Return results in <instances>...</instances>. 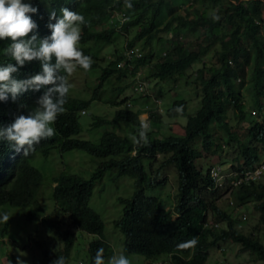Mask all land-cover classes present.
Returning <instances> with one entry per match:
<instances>
[{
	"label": "clouds",
	"instance_id": "clouds-1",
	"mask_svg": "<svg viewBox=\"0 0 264 264\" xmlns=\"http://www.w3.org/2000/svg\"><path fill=\"white\" fill-rule=\"evenodd\" d=\"M38 1L40 9L31 3L30 0H0V41H3L6 37L8 38L6 46L0 49V52L4 53V57L0 58V105H3L5 109L8 103L16 101L17 98H19L18 101H24L21 96H26L29 91H33L32 102H23L17 106V109L11 112L5 111L2 114L3 116L0 117V199L6 198L2 191L12 187L16 175L25 170L28 171V169L36 171L38 178L35 183L41 195L44 183L43 175L31 163L38 155L46 158L54 151H58L61 154L73 150L82 151L79 148L65 149L62 145L49 149L46 152L42 150L34 151L35 145H38L44 139L56 135L54 123L60 114L65 111L69 112L66 107L71 101H82L86 105L76 111L75 124L77 132L68 138L79 142L90 141L93 144H99L105 135L106 139L116 138L121 141L131 142L132 149L128 154L131 157L137 158L140 175L119 172L113 168L106 170L100 177L96 178V168L103 159L96 158L85 151L83 152L95 158L96 165H91L93 166L91 170L87 172L80 171L78 168L74 169L72 165L66 164H63L60 169L57 168L50 181L51 186L45 187V189L49 188V190L52 188L51 201L45 202L41 198V203L44 207L43 214L50 215L53 219H56L57 223L59 222L60 226L58 227H60V230L69 232L74 242L65 255L66 244L56 236L54 237L50 234L48 230V228H53L54 223L48 227L41 220L37 222L28 220L30 222L27 224L28 229L39 234L35 241L36 248L31 254L30 264H130V259L134 255L142 256L144 258L143 264H173L169 256L170 254L148 256L147 253L144 255L136 251L137 243L140 242L138 238L141 228L139 226H145V219L143 216L136 223H133L128 209L137 195L141 193L145 198L154 199L158 206L172 214V220L178 216L174 211V207L179 199L178 184V193L172 198V204L166 206V201H164V204L160 202V198H163L161 190L167 189V182L165 183V181L166 178L168 180V174L164 171L172 167L175 170L178 182L176 168L172 165L162 167V161L165 160L164 155L158 152L154 155H149L140 152L139 147L148 140L155 141L158 138L168 137L172 134L182 135L184 133V126L192 115L187 117L184 126L177 120H172V118L186 115L187 108L184 115L169 116L168 112L175 101L179 99L186 101V99L177 98L166 109L160 106V98L156 96L154 97V104L152 106H149L147 102L142 104V102L138 101L140 98L143 101L147 100L151 96L150 89L148 88L149 83L154 80L155 85L152 88H155L157 81L160 79H154L149 76L147 73L148 64L139 63V60L149 48H144L142 41H133V37L135 36L134 30H129L128 32L124 28L131 14L123 6L117 8L114 4L107 5L103 1L96 3V0ZM124 3L128 9L133 7L132 0H124ZM99 5L103 7L101 20L88 24L85 14L89 15ZM213 19H219V17L214 15ZM85 27L88 29L86 32L84 30ZM181 30L184 29L179 27L176 33L173 31L166 33L164 36L171 34L173 37L171 39L166 38V42L159 52H155L150 45L153 53L155 52L154 56L162 57L168 54L172 42L186 46L185 43L177 39ZM101 31H111V38H105L102 42H97L98 40L95 38L86 39V37L101 33ZM120 35L124 37L123 42L121 45H117L116 39ZM156 41L161 42L158 41L157 36ZM190 47L195 48L196 46L194 44ZM102 63L104 66H101ZM92 65L94 66L92 67ZM106 67H111L115 72L108 75L103 82H100V78ZM190 69H193V67L191 66L187 70ZM79 70L82 72L98 71L95 83L92 85L93 93H91L88 99L72 97L73 95H81L74 89L71 81L74 74ZM187 70L181 76H172L160 81L170 80L172 88L170 86L169 88L172 95H174L175 89L177 91L179 88L177 81L186 74ZM119 71H124L125 74L122 77H118L117 73ZM14 74H18L20 78ZM114 75H116L118 83L111 86L106 93H103L102 90H105L104 83ZM126 79H129L128 82ZM130 86L132 87L130 95L118 100H110V102H107L108 99H105L106 95L110 92L119 90L116 93L121 94ZM197 93L200 92L197 91ZM95 100L112 105L116 109L114 115L104 117L93 116L90 128H97L101 125H104L105 128L109 127L101 133L97 142L78 137L82 131L79 114L86 113L90 102ZM120 111L135 113L137 115L136 126L116 118L117 113ZM164 122L167 123L166 131H169L168 134H165L166 131L164 133L158 132L159 127ZM174 126H179L181 133L174 132ZM224 148H226L227 152L228 150L231 152L230 148L222 144V149L218 152L213 153L212 150L206 153L202 151V157L203 152L206 155L217 153L222 158V162H225L226 159L222 156ZM231 153L233 154V152ZM28 155L29 157L26 158L25 156ZM156 161L159 162V165L155 168L154 163ZM230 161L231 164H224L221 161H213L202 165H198L196 162V164L203 171H206L212 189L219 191L220 196L216 200L217 206L220 207L218 201L227 194L229 204L238 211L241 206L247 204L236 205L231 193L241 185L260 181L264 175V167L261 168L256 178L247 179L246 175L247 173L253 174L256 169L264 165V150L261 152L259 160L251 167L237 168L233 162V158ZM108 171L115 172V177L127 175L134 180V192L128 198L118 197V202L122 204V212L118 218L113 220V227L120 231L123 238V243L119 250H116L106 239L104 235V222L98 211L91 204L97 182H100ZM142 172L145 175L146 182L140 187ZM73 174L80 179L93 181L91 189L83 193L84 202L82 203L83 209L80 215L67 209L66 206V200L73 201L74 198H77L76 192L78 188L70 186L64 178L65 175ZM85 174L88 175L86 176ZM26 179L29 182V186L34 181L30 174ZM175 188L176 185H174V192ZM7 201L9 199L0 202V207L5 205L16 207ZM220 209L222 208L220 207ZM222 210L231 215V218L234 220L233 227L237 231L245 235L253 234L245 233L241 229L247 217L245 211L236 218L228 211ZM22 213L24 215L23 210ZM205 214L204 227L211 228L216 233H220L222 229L227 227L226 222H217L211 211L207 210ZM93 215H97L102 223L101 232L88 229ZM11 218L7 212H0V238L4 239V235L10 227ZM256 226L257 228H261L258 224V214ZM79 230H83L88 234L87 239L89 241L84 242L83 246L78 245L77 233ZM42 231H45V233L42 234ZM94 241H97L99 246L94 255L90 256L88 254L90 249L89 244ZM228 241L239 244L226 239L219 240L210 248L219 247L221 243ZM196 242L195 237H193L189 241V244L195 245ZM240 247L242 251H246L241 245ZM58 249L62 251V255H58L52 262L44 258V253L50 252L51 255H55L54 253ZM80 249L84 250V255L81 258L77 256ZM209 249L206 261L209 257ZM37 251L39 252V256L36 255ZM2 259L7 264H27L26 261L19 259V257L17 260H15L14 256Z\"/></svg>",
	"mask_w": 264,
	"mask_h": 264
},
{
	"label": "trees",
	"instance_id": "trees-1",
	"mask_svg": "<svg viewBox=\"0 0 264 264\" xmlns=\"http://www.w3.org/2000/svg\"><path fill=\"white\" fill-rule=\"evenodd\" d=\"M101 1L107 5L114 4L117 8L123 6L131 14L124 28L128 32L134 30L133 41H142L144 48H149L139 63L149 65L147 73L152 78L161 80L181 76L193 64L196 66L199 63L200 66L197 67L194 82L200 86V107L188 118L184 133L155 141L148 140L139 147L140 152L149 155L157 152L164 155L162 167L172 165L176 168L179 199L174 207L178 216L172 220V214L158 206L154 199L145 198L141 193L137 195L128 209L133 223L140 217L144 216L145 219V226H139L140 242L137 243L136 251L144 255L147 253L148 256L170 254L173 264H205L208 249L219 240L230 239L248 251L252 260L264 261V241L257 235H245L233 227L231 215L216 204L219 191L212 189L206 171L196 164L202 157V151L218 152L222 144L233 152V162L237 168L253 166L264 150V0H132L131 9L125 6L124 0H96V3ZM30 2L40 9L38 0ZM214 15L219 19H213ZM102 16L103 7L100 5L89 15L85 14L88 24L100 21ZM179 27L195 34L198 39L201 35L196 47L172 42L168 54L154 56L155 52L150 45L156 36L162 42L166 33H176ZM84 30L86 32L88 29L85 27ZM111 34V31H101L86 39L95 38L97 42H102L105 38L110 39ZM7 43L6 37L0 41V49ZM215 47L217 49L212 51ZM211 51L215 62L204 59ZM1 57H4L3 52H0ZM113 72L111 67L104 68L100 82ZM117 74L122 77L125 72L119 71ZM21 97L24 101H18L17 98L13 101L16 103H8L5 109L0 105V117L5 111L17 109L23 102H32L33 91ZM85 105L82 101H71L66 107L69 112L60 114L54 123L56 135L35 145L34 151L46 152L59 145L65 149L79 148L103 159L96 168V178L113 168L119 172L140 175L137 158L128 154L132 149L131 142L106 139L105 135L99 144L68 138L77 132L76 111ZM186 108V101L179 99L173 103L168 114L184 115ZM116 118L133 126L137 124L135 113L120 111ZM29 174L34 180L30 186L26 179ZM37 178L35 170H25L18 173L12 187L2 193L9 199L8 203L22 208L27 220H41L48 227L54 223L53 228L48 230L66 244V255L74 239L69 232L60 230L56 219L43 214L44 207L35 183ZM64 178L70 186L78 188L77 198L66 200L67 209L80 215L83 193L91 189L93 181L80 179L74 174L65 175ZM144 182L146 178L142 172L140 187ZM231 196L236 205L253 204L258 214V224L264 230V182L241 185ZM6 198L0 199V202L6 201ZM207 210L212 212L217 222L227 223V227L220 233L204 227ZM88 229L102 231V223L97 215L92 216ZM193 237L197 241L195 245L189 244ZM95 242L89 244L90 256L94 255L99 246ZM54 254L46 252L44 258L52 262L58 255H62V251L58 249Z\"/></svg>",
	"mask_w": 264,
	"mask_h": 264
},
{
	"label": "rangeland",
	"instance_id": "rangeland-1",
	"mask_svg": "<svg viewBox=\"0 0 264 264\" xmlns=\"http://www.w3.org/2000/svg\"><path fill=\"white\" fill-rule=\"evenodd\" d=\"M185 7L187 6L185 5ZM180 33V36L178 35L177 39L180 40L182 43H185L187 47L196 44L199 39L201 40V35H199L200 38L198 39L195 34L185 32V30H181ZM172 37L173 36H171V34H168L167 36H164L162 42H157L156 40H153L151 44L153 50L155 52H159L165 44L166 38L171 39ZM123 38L124 37H122L121 35L117 37V45H121V43L123 42ZM215 49H217V47L212 48V51H214ZM212 51L207 57L204 58L205 61L215 62V58L212 55ZM101 66H104V64L102 63ZM198 66L199 63H197L196 66L193 65V69L187 70L186 74L180 80L177 81L179 88L177 91L175 89L174 95H172L170 90V88H172V82L170 80L157 81V85L155 86V88H152L155 85V81L152 80L148 86V88L150 89L151 96L148 97L147 100L143 101L142 98H140L138 101L142 102V104H144V102H147L149 106H152L154 104V97L156 96L160 98V106L163 109H166L172 104L175 99L185 98L187 101L186 115L172 118V120H177L184 126L187 121V117L196 113V111L200 107L201 93H197L200 86L194 85L197 70L198 68H200V66ZM97 75L98 71H77L71 81L74 89L77 91V93L81 95H73L72 97L88 99L91 93H93L92 85L93 83H95V77ZM128 80L129 79H126L127 82ZM117 83L118 81L116 80V75H114L104 83L105 90H102V92L106 93L111 86H114ZM131 91V86L125 91H123L121 94H117V91H113L107 94L105 99H108L107 102H110V100H118L120 98H123L124 96L130 95ZM115 110L116 109L112 105L103 103L102 101L95 100L90 102L88 108L86 109V113L79 114V122L82 131L80 132L78 137L97 142L101 133L107 130L109 127L107 126L105 128L104 125H101L97 128H90L93 116L104 117L107 115H114ZM166 124L167 123L164 122V124L159 127L158 132L164 133L167 129ZM169 127L171 128V126ZM173 130L176 133H181V128H179V126H174ZM168 133L169 131H166L165 134ZM222 156L225 157V162H222V158L219 157L217 153L212 155H206V153L203 152V157L199 159L197 164L202 165L206 163H211L213 161H221L224 164H231L230 159L233 158L234 155L229 152V150L227 152L226 148H224ZM31 163L36 168H38L43 175L44 183L41 189L40 196L45 202L51 201L52 188H50L49 190V188L45 189V187L51 186L50 181L57 168L60 169L63 164H66L72 165L74 169L78 168V170L80 171L87 172L88 170H91L93 168V166L91 165H96L95 158L91 157L83 151L78 150L68 151L64 154H61L58 151H54L46 158H43L38 155L36 159H34ZM158 165L159 162L156 161L154 163V167L156 168L158 167ZM164 172L168 174V180L166 178L165 181V183L167 182V189L161 190L163 198H160V202L164 204V201H166L165 205L167 206L172 204V198H174L175 194L178 193V182L175 170L172 167L167 168V171L165 170ZM114 174L115 172L108 171L105 173L102 180L100 182H97L96 187L94 189L91 204L98 211L104 222V235L106 239L110 242L113 247L116 248V250H119L123 243V238L120 231L113 227V220L118 218L122 212V204L118 202V197L120 196L123 198H128L132 194V192H134V180L133 178L127 175L115 177ZM85 175L87 176L88 174ZM260 181L264 182V175L260 179ZM174 185H176L175 192ZM218 205L222 209L233 214V216L236 218L239 216V214L245 211L247 217L244 225L241 226L242 231L245 233H253L254 235L258 236L260 235L262 241H264V230H262L260 227L257 228L256 226L257 213L253 210L252 204H247L248 206L243 205L237 211V209H235L229 204V199L226 194V196H224L223 198H221L220 201H218ZM0 212H7L8 216L12 217L10 227L4 235V239L0 238L1 264H7L6 261L2 258H6L8 256H14L15 260H17V258L19 257V259L26 261L27 264H30L31 254L36 248L35 241L39 234L32 232L28 229L27 224L30 222L25 219L21 208L12 207L11 205H5L0 207ZM44 233L45 231H42V234ZM87 235L88 234L83 230L78 231L77 237L79 246H83L84 242L89 241V239H87ZM85 239L87 240L85 241ZM36 255L39 256L38 251L36 252ZM83 255L84 250L80 249L77 253V256L81 258ZM143 263L144 258L140 255H134L130 259V264ZM205 264H264V262L259 260H252L247 251L241 250L239 244L228 241L221 243L219 247L210 248L209 257Z\"/></svg>",
	"mask_w": 264,
	"mask_h": 264
},
{
	"label": "built area",
	"instance_id": "built-area-1",
	"mask_svg": "<svg viewBox=\"0 0 264 264\" xmlns=\"http://www.w3.org/2000/svg\"><path fill=\"white\" fill-rule=\"evenodd\" d=\"M263 167H264V165H261L258 169H256V170L254 171L253 174H249V173H247L246 178H247V179H249V178H256V177L258 176V174H259L261 168H263Z\"/></svg>",
	"mask_w": 264,
	"mask_h": 264
}]
</instances>
